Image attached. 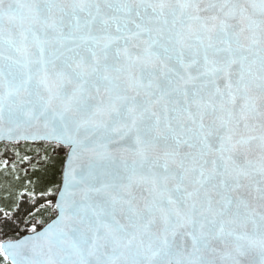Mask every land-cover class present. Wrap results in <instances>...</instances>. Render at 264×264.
Instances as JSON below:
<instances>
[{
	"label": "snow or ice",
	"instance_id": "obj_1",
	"mask_svg": "<svg viewBox=\"0 0 264 264\" xmlns=\"http://www.w3.org/2000/svg\"><path fill=\"white\" fill-rule=\"evenodd\" d=\"M0 146L4 264H264V0H0Z\"/></svg>",
	"mask_w": 264,
	"mask_h": 264
},
{
	"label": "rangeland",
	"instance_id": "obj_2",
	"mask_svg": "<svg viewBox=\"0 0 264 264\" xmlns=\"http://www.w3.org/2000/svg\"><path fill=\"white\" fill-rule=\"evenodd\" d=\"M3 152V147L0 146V153ZM3 155H0V161L3 160ZM8 158L11 160L12 159V155L11 153L9 154ZM11 184L12 185V188L13 190L16 188V187H19V182L18 181H14L12 180L11 176L5 178L2 174H0V200L3 199V196H4V190L5 188L8 187V185ZM2 239H5V237H3L2 235H0V240ZM2 264V263H0Z\"/></svg>",
	"mask_w": 264,
	"mask_h": 264
},
{
	"label": "trees",
	"instance_id": "obj_3",
	"mask_svg": "<svg viewBox=\"0 0 264 264\" xmlns=\"http://www.w3.org/2000/svg\"><path fill=\"white\" fill-rule=\"evenodd\" d=\"M0 263L4 264V262L2 260H0Z\"/></svg>",
	"mask_w": 264,
	"mask_h": 264
}]
</instances>
